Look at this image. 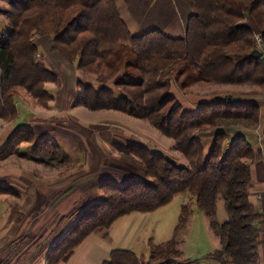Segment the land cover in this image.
Returning <instances> with one entry per match:
<instances>
[{
    "label": "trees",
    "instance_id": "1",
    "mask_svg": "<svg viewBox=\"0 0 264 264\" xmlns=\"http://www.w3.org/2000/svg\"><path fill=\"white\" fill-rule=\"evenodd\" d=\"M8 28L0 29V118L16 117L15 96L24 89L43 107L53 99L45 88L59 74L38 57L36 37L51 36V50L74 65L83 77L94 76L97 85L76 82L75 103L90 110L112 109L149 122L173 140L185 159L179 164L162 153L132 143L113 147L120 158L137 163L142 179L100 186L101 199L79 215L75 224L53 245L38 264L67 261L90 234L106 231L119 217L149 213L168 204L178 193H188L208 218L219 238V248L208 257L219 264H260L257 222L263 214L250 201L251 169L256 150L250 133L230 135V128H255L262 118L258 102L221 103L219 97L186 113L170 91L193 85L252 84L264 88V63L248 54L264 47V0H183L191 9L184 36L172 37L153 29L133 35L116 0H4ZM252 19L256 30L246 21ZM114 79L113 82L110 80ZM213 131L211 144L201 138ZM31 128H18L0 149V160L16 154L38 163H70L69 155L49 138L30 149ZM228 140V144H227ZM0 186L1 193H16ZM223 201L227 219H216ZM187 203L181 207L175 233L188 221ZM175 240L150 248L146 261L130 249H113L102 264H193L181 259Z\"/></svg>",
    "mask_w": 264,
    "mask_h": 264
},
{
    "label": "crops",
    "instance_id": "2",
    "mask_svg": "<svg viewBox=\"0 0 264 264\" xmlns=\"http://www.w3.org/2000/svg\"><path fill=\"white\" fill-rule=\"evenodd\" d=\"M116 2L122 18L133 35H141L148 30L158 29L168 36L182 37L191 15L190 7L183 0H116ZM129 2L148 6V11L145 12L147 13L146 16L144 17L145 13L140 11L143 10L142 8L138 11L140 14H132L127 7ZM167 12H169L171 20L168 21V25H163L159 21L165 20ZM36 43L41 52L42 61L49 69L61 76L60 74L63 72L58 67L56 68L54 63L61 66L63 59L58 56L60 55L58 52L51 50V38L40 37ZM64 63L62 66H64L68 79H70L69 89L65 88V80L61 77L55 83L47 82L45 87H50L47 90L54 97L46 107L39 106L36 100L26 92L20 94L21 96L17 94L15 99L18 115L13 121H3L8 125L0 134L2 139L0 145L7 142L11 137L15 131L13 129L15 123V125L17 124L16 128L18 126L19 128H31L35 137L32 143L27 142L29 144L26 148L21 146L20 149L30 151L33 145L42 139L49 138L63 148L69 155L72 166H80V170L74 171L72 169L69 173H61L59 171L61 167H53V165L19 157L21 163L25 161L24 165L26 166L25 170H21L18 176L21 183L22 192L20 195H22V199L18 198L20 206L14 208L13 213H18L19 220L24 221L18 225L14 221H7L4 224V229L8 228V230L0 236V264L40 263L50 246L75 224L84 209L101 199L100 186L102 184L106 182L125 183L135 178L136 175L143 177L139 170L118 158V155L112 151L114 143L122 145L142 144L140 142L142 140L137 136L139 132L133 129L138 126L140 119L112 109L89 110L84 106H76L74 102L77 86L74 82L83 79L84 76L82 77L75 70L73 64ZM85 82L93 83L94 81L85 80ZM74 86L76 87L73 88ZM171 92L174 94L173 91ZM181 104L183 111L191 114L197 111L201 103ZM30 107L35 109L33 112L38 118L31 117L30 111H28ZM56 115L70 117L76 125H72V123L55 124L46 118ZM35 118L41 119L42 122L38 123L34 120ZM45 119L49 121L46 122ZM44 120L46 123L42 124ZM82 121H87V124ZM211 135L212 133L210 137L203 140L211 139L213 136ZM138 140L140 141L138 142ZM253 145L256 150V158L250 164V201L256 210L263 214L257 225L260 228L258 236L260 264H264V142L263 147H256V142ZM175 151L177 152H175L176 156H173L179 158L180 155L182 158V154L177 150ZM182 160L180 164L185 163L184 157ZM106 167L122 170L120 171L122 175L118 181L105 179L107 177L103 176L102 173L105 172L103 168ZM7 181L9 183H3L0 186L14 188L12 187V179L8 178ZM9 194L11 192L0 195ZM75 207L77 208L75 209ZM152 215L153 211L149 213L133 212L119 217L106 231L102 230L87 236L74 249L67 261L58 264H102L104 260L108 259L111 250L119 248L130 249L139 254L148 252L147 249L140 251V244L144 243V232L149 226ZM25 223L27 232L22 236V240L15 239L10 245L11 247H8L11 239L8 234L14 233L15 226L19 230ZM26 236L28 238L25 239ZM145 243L149 245V238L146 239Z\"/></svg>",
    "mask_w": 264,
    "mask_h": 264
},
{
    "label": "rangeland",
    "instance_id": "3",
    "mask_svg": "<svg viewBox=\"0 0 264 264\" xmlns=\"http://www.w3.org/2000/svg\"><path fill=\"white\" fill-rule=\"evenodd\" d=\"M117 3V2H116ZM8 7V4L4 0H0V29H5L8 28V23L5 15L3 14V10ZM128 9H130L131 13L134 15L140 14L138 11L142 8L143 13L148 11V6H141L138 4L134 3H127ZM147 13L144 14V17L146 16ZM165 20H161V24L163 25H168V21L171 20V16L169 12L165 14ZM251 27L254 28V32H258L255 26V23L252 19L249 21H246ZM128 27V26H127ZM153 30V29H151ZM158 30V29H156ZM150 31V30H148ZM146 31V32H148ZM160 31V30H159ZM45 37H50L51 36H45ZM40 37H36V40ZM260 47V46H259ZM261 48V47H260ZM262 49V48H261ZM264 51V48L262 49ZM60 56V55H58ZM38 57L42 60L41 52L39 51ZM53 59V58H52ZM64 61V60H63ZM62 64L64 65L66 61L63 62ZM53 62V61H52ZM51 62V63H52ZM67 63V62H66ZM55 67L63 72L60 74L59 79L63 78L64 81V86L65 88L67 87L69 89L70 86V79H68L66 70L64 66H60V64L54 63ZM84 80H89V81H94V84H97L94 76H85L83 78ZM0 80H1V71H0ZM67 81V82H66ZM111 82L114 81V79L110 80ZM76 83V82H74ZM50 84V83H48ZM60 84V83H59ZM74 86L73 88H75ZM46 88V87H45ZM50 88V87H47ZM46 88V89H47ZM170 91L174 92V95L176 97V101H178L180 104H189L193 105L194 103H203V102H212L217 100V98L221 96H237L241 95V100L243 102H249V101H255L258 102L261 106V113H262V118L260 120V123L257 127L255 128H246L243 125H237L233 126L230 128V134L231 133H239L242 130H246L248 133H250V141L252 143H257L256 147H263V142H264V88L261 86H256L248 83L244 84H219V83H212V84H207V85H193L185 90H180L176 83L174 81L170 82ZM53 90V87H52ZM75 90L77 91L78 88L76 87ZM64 91V90H62ZM26 91L24 89L18 90L17 94H23ZM27 93V92H26ZM29 94V93H28ZM21 96V95H20ZM77 97V95H76ZM16 98V96H15ZM33 98V97H32ZM218 98V99H219ZM68 100V98H67ZM67 100L65 101L67 103ZM21 101V100H20ZM51 101V100H50ZM49 101V102H50ZM48 102V104H49ZM19 103V102H18ZM37 103V102H36ZM15 104L17 105L16 99H15ZM38 104V103H37ZM74 104L77 106V104L74 102ZM39 105V104H38ZM182 105V104H181ZM21 106V103H20ZM40 106V105H39ZM48 106V105H47ZM81 106V105H80ZM183 107V105H182ZM21 109V107H19ZM35 109H32L31 107L28 108V111H30V115L33 118V116L37 117L36 114L33 112ZM90 110V109H89ZM22 113V112H21ZM18 115V111L16 114V117ZM15 117V118H16ZM14 118V119H15ZM35 118L34 120L37 121L38 123H41L42 121L38 120ZM47 119H50V121L54 122L55 124L62 123V124H75L70 117H64L60 115L56 116H51V117H46ZM75 118V117H73ZM13 119V120H14ZM46 120L49 121V120ZM11 120V121H13ZM44 120V123H46ZM4 120L0 118V134L3 131V129L8 125L6 122H3ZM16 121V120H15ZM80 121V120H79ZM10 122V121H8ZM84 122V121H82ZM95 122V121H94ZM87 124V121L84 122ZM83 123V124H84ZM99 123V122H96ZM12 124V123H11ZM82 124V123H81ZM89 124V123H88ZM14 127L13 129H18L17 124H13ZM16 126V127H15ZM134 130H137L138 137L142 141L138 140V142H142V145H146L150 150H155L160 153H162L165 156H169L172 160L175 162L179 163L182 160V158L179 155V158H176V151L173 148V140L164 134H162L158 129L153 127L149 122L139 120L138 126L133 128ZM214 135L213 131H208L204 132L201 134L202 140L205 139L206 137H210V134ZM211 135V136H212ZM35 139V137H34ZM134 140V139H133ZM212 139L208 140H203L206 142V149L209 148L211 144ZM34 141V140H33ZM32 141V142H33ZM0 142H2V139L0 138ZM29 142V143H32ZM55 142V141H54ZM144 142V143H143ZM27 141H24L20 144V147L23 146L24 148L27 147L29 144ZM6 144L3 143L0 145V149ZM22 148V147H21ZM255 148V147H254ZM114 153L118 155V158H120V153L114 148L112 149ZM176 152V153H175ZM174 155V156H173ZM22 159V158H21ZM121 159V158H120ZM123 160V159H121ZM185 160V159H184ZM125 161V160H123ZM21 163L19 160V156L16 154L9 155L5 159L0 160V184L3 183H9L7 181L8 178L12 179V187L15 190L14 192L9 195H0V236L8 230L4 229V224L7 223V221H14L16 222V225L18 223L23 222L24 220L21 219L19 220V215L18 213H13L14 208H19L20 203H18V198L22 199V195L20 193L22 192L21 190V183L19 180V173L21 170H25L24 162ZM126 163L130 164L137 170L143 174L140 166L137 163H131L128 161H125ZM61 167L59 171L61 173L65 172H71L73 169L75 170H80V166L74 165L72 166V163H64V164H59V165H54ZM53 166V167H54ZM83 167V166H81ZM105 172L102 173L103 176H106L105 178L108 181H118L120 175L122 173L117 168L113 167H106L103 168ZM34 172H36L34 170ZM144 177V176H143ZM135 178H140L139 175H136ZM118 184H121L118 182ZM20 195V196H19ZM184 203H187V206L190 210V215L188 218V221L186 222L185 227L179 231L178 233H175V227L176 224L179 221L180 213H181V207ZM167 206L164 207H159L156 210L153 211L152 219L149 221V226H147L145 229L146 231L144 232V243L140 244V251L148 250V252H143L141 254L136 253L142 261H146L148 259L149 253H150V248L156 244L160 243H168L172 240H175L174 245L176 246L177 249L180 250V258L181 259H186V260H195L193 264H219L217 261L214 259L208 257V254L212 253L215 251L217 248H219V238L218 236L214 233V231L210 228L209 223H208V218L206 215L198 210L193 203L192 197L188 193H178L168 204ZM77 207H75L76 209ZM33 216V215H32ZM216 219L219 224L223 223L227 219V215L224 209L223 201L219 200L217 202V208H216ZM19 230H17L16 226L14 227V233L8 234V237L11 238L9 240V245L8 247H11L10 245L14 242L16 239H21L24 234L27 232V225L26 223L21 226ZM28 238V236L25 237V239ZM149 238L150 243L149 245L145 243L146 239ZM22 240V239H21ZM147 244V246H146ZM6 247V246H5ZM149 248V249H148Z\"/></svg>",
    "mask_w": 264,
    "mask_h": 264
},
{
    "label": "water",
    "instance_id": "4",
    "mask_svg": "<svg viewBox=\"0 0 264 264\" xmlns=\"http://www.w3.org/2000/svg\"><path fill=\"white\" fill-rule=\"evenodd\" d=\"M248 56L252 57V58H260L264 63V53L258 48H254L248 54ZM219 102L238 104V103H240V97L239 96H221L219 98Z\"/></svg>",
    "mask_w": 264,
    "mask_h": 264
},
{
    "label": "built area",
    "instance_id": "5",
    "mask_svg": "<svg viewBox=\"0 0 264 264\" xmlns=\"http://www.w3.org/2000/svg\"><path fill=\"white\" fill-rule=\"evenodd\" d=\"M256 37H257L258 45L263 49L264 47H263V42H262V40L259 38L258 35H256ZM233 134H234V133H231L230 135H233ZM227 144H228V140H227Z\"/></svg>",
    "mask_w": 264,
    "mask_h": 264
}]
</instances>
